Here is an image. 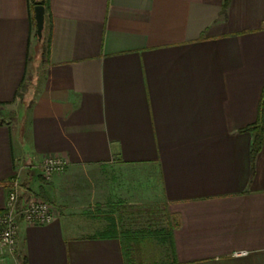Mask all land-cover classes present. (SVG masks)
I'll return each mask as SVG.
<instances>
[{
  "label": "crops",
  "instance_id": "crops-1",
  "mask_svg": "<svg viewBox=\"0 0 264 264\" xmlns=\"http://www.w3.org/2000/svg\"><path fill=\"white\" fill-rule=\"evenodd\" d=\"M35 1L0 0V212L55 219L7 264H264V0H47L44 55Z\"/></svg>",
  "mask_w": 264,
  "mask_h": 264
},
{
  "label": "built area",
  "instance_id": "built-area-1",
  "mask_svg": "<svg viewBox=\"0 0 264 264\" xmlns=\"http://www.w3.org/2000/svg\"><path fill=\"white\" fill-rule=\"evenodd\" d=\"M66 160L58 155L47 157L41 164V175L46 181L65 170ZM21 185L16 180L9 191L6 206L0 212V264H7L10 257L17 251L18 222L21 217L30 225H47L55 219L52 204L36 195L30 196L19 208L21 196Z\"/></svg>",
  "mask_w": 264,
  "mask_h": 264
},
{
  "label": "trees",
  "instance_id": "trees-1",
  "mask_svg": "<svg viewBox=\"0 0 264 264\" xmlns=\"http://www.w3.org/2000/svg\"><path fill=\"white\" fill-rule=\"evenodd\" d=\"M230 3V0H224V6H223V10L225 11L228 7ZM36 4H42L44 6L47 7V0H39V1H35V5ZM43 44H44V40H42ZM42 54H46L47 53V45L44 44L43 45V50H42ZM246 130H251L255 132V137H254V142H253V149H252V153L255 156L256 153L260 150L263 139H264V90L262 93V97L260 100V107H259V115H258V119L257 121L252 124L251 126L247 127ZM31 196V194H26L25 196H23L20 200V206L19 208H21V206L26 202V200ZM172 249L174 250V246L172 245ZM160 264H168V263H160Z\"/></svg>",
  "mask_w": 264,
  "mask_h": 264
},
{
  "label": "water",
  "instance_id": "water-1",
  "mask_svg": "<svg viewBox=\"0 0 264 264\" xmlns=\"http://www.w3.org/2000/svg\"><path fill=\"white\" fill-rule=\"evenodd\" d=\"M34 12H35V22H36V28H37V36L39 41H42L43 39V32L45 28V14H46V8L42 4H36L34 6Z\"/></svg>",
  "mask_w": 264,
  "mask_h": 264
},
{
  "label": "rangeland",
  "instance_id": "rangeland-1",
  "mask_svg": "<svg viewBox=\"0 0 264 264\" xmlns=\"http://www.w3.org/2000/svg\"><path fill=\"white\" fill-rule=\"evenodd\" d=\"M43 42L42 41H40V43H39V49H40V53L42 54V50H43ZM44 179V178H43ZM37 196V195H36ZM38 197H40V196H38Z\"/></svg>",
  "mask_w": 264,
  "mask_h": 264
}]
</instances>
